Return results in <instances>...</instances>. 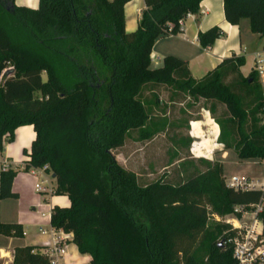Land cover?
I'll list each match as a JSON object with an SVG mask.
<instances>
[{"label":"trees","instance_id":"1","mask_svg":"<svg viewBox=\"0 0 264 264\" xmlns=\"http://www.w3.org/2000/svg\"><path fill=\"white\" fill-rule=\"evenodd\" d=\"M131 1L38 0L33 10L0 0V153L17 129L33 128L24 169L48 167L55 195L69 201L53 207L51 226L72 234L88 264H234L230 249L218 246L226 228L206 226L205 207L224 217L264 191L225 188L221 165L203 159H195L203 171L181 184L160 179L142 187L110 151L130 132L148 142L165 130V120L147 110L158 107L163 89L178 102H210L203 109L218 127L217 144L238 161L264 162L263 91L254 72L239 74L242 58L223 60L199 80L170 56L152 69L155 41L176 35L202 0H143L137 29L127 33L124 7ZM221 2L226 23L246 20L249 33L264 36V0ZM221 36L211 28L197 44L205 50ZM216 106L224 110L218 118ZM15 176L0 175V200L16 199ZM260 218L264 236V212ZM0 235L22 239L24 232L0 224ZM42 248H14L12 264H48Z\"/></svg>","mask_w":264,"mask_h":264},{"label":"crops","instance_id":"2","mask_svg":"<svg viewBox=\"0 0 264 264\" xmlns=\"http://www.w3.org/2000/svg\"><path fill=\"white\" fill-rule=\"evenodd\" d=\"M24 4L25 6L19 7L28 6L27 8H33L34 6V2L30 0ZM143 10V0H133L125 5L124 17L125 31L127 33L136 31ZM211 28H217L222 36L215 40L209 48L203 50L197 44V35ZM151 55L158 59V62H152L154 65L151 63L152 69L161 67L164 58L168 56L174 57L186 63L188 74L193 80L201 79L223 60L230 58H242L243 66L238 71L242 77H246L250 72L256 74L255 62L260 61L262 74L261 76L256 74V77L264 95V36L249 33L248 22L246 20H240L238 25L235 26L226 23L223 19L221 0L200 1L198 13L183 20L182 33L157 39L153 45ZM34 140L35 133L32 127L19 128L15 132L14 142L6 144L3 152L0 153V159H6L10 163L12 170L16 173L12 182V193L17 196L16 199L0 200V224H18L24 232L22 239L4 237L8 241V249L4 250L0 248L1 264H12L13 250L16 247L42 248L50 242L48 236L39 234V228L47 227V222L43 221L38 213L46 212L47 207L43 205V198L34 192V180L25 173L24 169L26 158H24L22 152L23 150L29 152ZM232 155L231 153L221 152L219 163L222 168V177L223 163L232 157ZM233 161H237L234 163H236L235 165L239 167L240 171L243 165H264V162L257 160L238 161L236 157ZM45 176L55 186L52 174L46 172ZM242 178L253 180L251 177ZM223 179L226 180L227 178L223 177ZM253 181L258 180L255 179ZM258 182H264V180ZM48 201L52 207H69V201L66 196L55 195L48 199ZM59 232L57 230V233ZM15 241H20L22 244H15ZM71 244L73 243L68 244V249L63 260L64 264H71L69 252ZM74 250L78 253L75 246ZM84 257L89 261L88 256Z\"/></svg>","mask_w":264,"mask_h":264},{"label":"rangeland","instance_id":"3","mask_svg":"<svg viewBox=\"0 0 264 264\" xmlns=\"http://www.w3.org/2000/svg\"><path fill=\"white\" fill-rule=\"evenodd\" d=\"M27 1L15 0V5L25 6L24 3ZM30 1L34 2V6L29 8L37 9L38 0ZM42 79L44 81L46 79L44 74ZM158 95L160 101L158 107L147 108V110H150L148 113L153 120H165V130L148 142L139 141L138 132H130L121 147L110 151L116 165L123 171L134 174L142 187L160 179L171 185L181 184L189 176L203 171L195 159L219 163L221 152H225L222 146L217 144L218 127L204 110L210 107V102L195 104L188 100L178 102L174 100L172 92L163 89ZM144 96L151 100V95L147 92ZM223 112L221 106H216L214 116L221 117ZM187 140L189 145L186 147ZM233 157L235 158L234 154L223 163L224 178L235 175L251 177L258 181L264 180V165H243L240 171ZM205 212L206 226L219 225L210 218L213 214L210 208L205 207ZM7 242L6 238L0 236V248L8 249ZM15 244H22V242L15 241ZM69 252L71 264L88 263L86 257L74 250L73 244L70 245Z\"/></svg>","mask_w":264,"mask_h":264},{"label":"built area","instance_id":"4","mask_svg":"<svg viewBox=\"0 0 264 264\" xmlns=\"http://www.w3.org/2000/svg\"><path fill=\"white\" fill-rule=\"evenodd\" d=\"M189 16L186 15L185 18ZM184 19L178 22L176 35L182 33ZM170 28L171 26H168V31ZM150 62H158V59L150 55ZM255 72L261 76L260 61L255 62ZM10 170H12L10 163L6 159H0V175ZM46 172H49L47 166L30 168L25 171L34 180V192L43 198V205L47 207L46 212L38 213L39 217L47 222V227L39 228V234L48 236L50 242L41 249L40 254L47 259L48 264H64L68 244L72 242V239L71 234L62 231L57 233V230L51 226L53 207L47 200L55 196V186L52 185L50 179L46 178ZM224 186L234 192L264 191V182L236 176L224 180ZM263 212L264 196H261L253 205L233 207L231 214L227 216L210 215L214 223L226 228L221 244L230 249L234 264H264V236L260 218Z\"/></svg>","mask_w":264,"mask_h":264},{"label":"water","instance_id":"5","mask_svg":"<svg viewBox=\"0 0 264 264\" xmlns=\"http://www.w3.org/2000/svg\"><path fill=\"white\" fill-rule=\"evenodd\" d=\"M221 245H222L221 242H219V243H218V246H221Z\"/></svg>","mask_w":264,"mask_h":264}]
</instances>
